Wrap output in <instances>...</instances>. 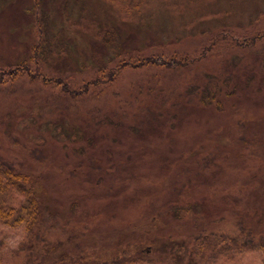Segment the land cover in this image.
<instances>
[{
    "label": "rangeland",
    "instance_id": "1",
    "mask_svg": "<svg viewBox=\"0 0 264 264\" xmlns=\"http://www.w3.org/2000/svg\"><path fill=\"white\" fill-rule=\"evenodd\" d=\"M42 26L44 69L15 75ZM1 71L0 158L36 179V234L102 262L264 264V0H0ZM26 237L0 222V264Z\"/></svg>",
    "mask_w": 264,
    "mask_h": 264
},
{
    "label": "trees",
    "instance_id": "2",
    "mask_svg": "<svg viewBox=\"0 0 264 264\" xmlns=\"http://www.w3.org/2000/svg\"><path fill=\"white\" fill-rule=\"evenodd\" d=\"M36 2L39 4V0H36ZM40 18L37 21L41 26ZM39 32L42 40L36 43L31 56L23 62L25 64L23 67L11 70L15 75L20 73L21 70H23L21 71L23 73L25 67L31 68L29 62H33L38 68L44 69V57H47V52L50 53V50L47 48V38L44 34L43 26L39 28ZM0 74L4 75L3 71ZM14 192L24 195V201L19 207L6 206V197ZM41 198L40 193L36 189V179L33 176L16 171L9 163L0 158V222L5 226L12 227V229L25 231L27 239H23L22 243L26 244L25 250L27 249L26 251L29 253L24 264H125L127 262V260L118 259L110 262H102L98 258L93 257L90 259L84 253L85 250L82 247H75L74 245L72 249L71 239L67 241H51L44 236L36 234L34 226L39 222L44 209ZM227 239H230L232 244H234L235 250L255 247V244L249 241H246L245 245H241L234 238L228 237ZM129 261L132 262L131 259Z\"/></svg>",
    "mask_w": 264,
    "mask_h": 264
}]
</instances>
